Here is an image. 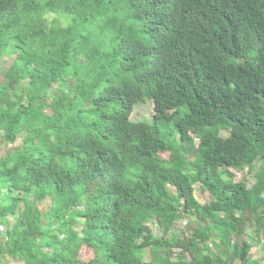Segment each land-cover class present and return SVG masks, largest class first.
<instances>
[{
	"label": "trees",
	"instance_id": "16d2710c",
	"mask_svg": "<svg viewBox=\"0 0 264 264\" xmlns=\"http://www.w3.org/2000/svg\"><path fill=\"white\" fill-rule=\"evenodd\" d=\"M4 58L0 264L264 263V0H0Z\"/></svg>",
	"mask_w": 264,
	"mask_h": 264
},
{
	"label": "rangeland",
	"instance_id": "374dc122",
	"mask_svg": "<svg viewBox=\"0 0 264 264\" xmlns=\"http://www.w3.org/2000/svg\"><path fill=\"white\" fill-rule=\"evenodd\" d=\"M141 37H146L145 36V31H142V35ZM8 58H4L2 60V62L0 63V67H4V66H10V62ZM154 108L152 105V102L150 100L145 101V102H140L138 104H136L133 108V111L131 113V119L138 121V120H144V121H150L153 117H154ZM222 134L224 136L228 135L227 131H223ZM21 143V139H19L18 141V145ZM11 148H13L12 146H3L2 148H0V160L2 158H4L7 153L11 150ZM164 158H168L169 154L168 153H163L162 154ZM231 172L234 174V180L236 182H240L243 179H248L249 185H252L254 183V179L252 176H249L247 174V169H243V170H236V169H232ZM195 190H194V195L195 198L198 202H205L208 201L210 199V193L207 190H204V187L200 184V183H196L195 184ZM50 199L45 200L42 204L39 205V207L41 208V210L43 211H49L50 209ZM47 219L49 222V226L50 227H55V223H53L52 219L50 216H48L47 214ZM201 223H203L202 220H200ZM176 226L182 230V228L184 229L185 227L187 228L188 226H190L189 224V220L187 218H183L182 220H180ZM176 228V227H175ZM176 228V229H178ZM71 229L77 233H81L82 232V226L80 224V220L78 221V223H75ZM5 232V227L3 225H0V233ZM252 232L247 233V236L245 237L246 240H248L250 242L251 245H253V249H252V257H256L257 259H260L259 256V246L257 243V239L255 234H252ZM156 235H160L159 231H156L155 233ZM52 237H56V234L53 233ZM62 238V237H61ZM58 242V241H57ZM87 255L89 256V253L87 254V252L85 250L82 251V253L80 254L81 259L85 260ZM10 264H23L21 261H19L18 259H13L10 258ZM264 264V263H262Z\"/></svg>",
	"mask_w": 264,
	"mask_h": 264
}]
</instances>
